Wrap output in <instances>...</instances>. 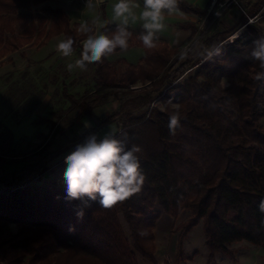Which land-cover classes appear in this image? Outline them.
<instances>
[{
  "label": "trees",
  "instance_id": "16d2710c",
  "mask_svg": "<svg viewBox=\"0 0 264 264\" xmlns=\"http://www.w3.org/2000/svg\"><path fill=\"white\" fill-rule=\"evenodd\" d=\"M51 1L0 0V59L32 39L42 45L61 34L73 38L74 50H82L86 37L77 32L82 22L72 21ZM178 7L201 18L210 16L208 6L187 0H179ZM263 8L264 0H251L245 9L253 16ZM247 14L242 12L228 30L202 36L183 59L181 49L195 37L197 23H179L191 34L180 43L159 40L153 49L144 48L139 34L130 30L129 48L142 47L141 60L111 63L110 55L102 58L94 64L95 88L81 95L63 82V96L70 109L78 110L66 128L110 99L120 105L80 136L25 164L9 180L0 175V256L6 264H140L138 254L157 264V222L162 213L177 217L182 210L188 212L177 226L175 264L184 260L185 241L201 221L209 262L219 251L230 255L235 241L264 246V213L258 207L264 198V80L255 79L264 69L237 57L223 42L245 23ZM103 18L107 23L101 30L114 31L116 23L108 20L104 8ZM248 29L254 40L264 36L254 24ZM214 47L220 51L209 59L207 51ZM139 83L148 85L135 88ZM177 111L181 121L173 135L168 122ZM54 114L67 117L64 110ZM111 122L122 125L114 137L141 148V190L110 208L98 201L89 200L87 206L67 201L65 157L58 159L51 176L47 165ZM35 170L42 174L35 176ZM80 210L83 219L77 217ZM12 223L18 225L16 232L9 227ZM70 226L75 230L70 232Z\"/></svg>",
  "mask_w": 264,
  "mask_h": 264
},
{
  "label": "rangeland",
  "instance_id": "374dc122",
  "mask_svg": "<svg viewBox=\"0 0 264 264\" xmlns=\"http://www.w3.org/2000/svg\"><path fill=\"white\" fill-rule=\"evenodd\" d=\"M78 1L80 9H86V0ZM249 1L251 0H217L212 6V0H208L210 16L199 17L196 22L199 29L195 37L181 49V53L186 51L188 54L206 34L234 27ZM50 3L57 6L55 0ZM112 5L110 4L109 12ZM92 15L95 18V9ZM251 24L261 29L264 34L263 18ZM17 30L20 32L21 26ZM142 31L140 30L139 35ZM163 31L175 38L171 30ZM235 33L234 36H238L236 40L233 43H227L230 52L243 60H250L248 57L254 41L253 34L249 32L248 26ZM159 37V40H166V36L160 33ZM32 40L0 59V175L6 180H9L25 164L35 161L68 140L80 136L120 105L119 101L110 99L106 104L97 107L93 115L85 116L73 126L66 128V124L78 110L70 109V101L63 96V82L68 85L69 91L76 95L83 94L85 90H93L96 86L95 65H88L87 71L79 69L69 71L67 64L74 63L80 58L82 50L75 49L70 57H63L56 50L57 43L63 40L62 35L55 36L42 45L35 39ZM180 42L182 40L177 41V43ZM143 56L142 47L132 46L125 52L118 51L111 54L109 59L111 63L123 58L136 63ZM223 84L227 85L226 79H223ZM147 85L148 83H139L135 88L141 89ZM62 110L66 111L67 117L54 114ZM85 122H88L90 127L86 128ZM121 126L120 123L111 122L95 134L98 139H102L106 134H115ZM54 131L56 133H53ZM76 145L71 146L59 158L49 162L46 169L47 176L52 175L58 159L74 151ZM34 174L38 177L42 172L35 170ZM155 209L161 210V207L156 205ZM187 212L182 210L177 217L162 213L159 218L154 229L157 264H175L179 236L177 226L187 217ZM120 217L126 233L129 234L127 222L122 214ZM9 227L14 232L18 229L15 223L10 224ZM205 239L201 221L190 231L185 241V258L180 264H264V246L244 240L235 241L229 246L230 255L219 251L214 261L209 262ZM138 259L140 264H152L141 254H138ZM0 264H6L1 256Z\"/></svg>",
  "mask_w": 264,
  "mask_h": 264
},
{
  "label": "clouds",
  "instance_id": "9594fccd",
  "mask_svg": "<svg viewBox=\"0 0 264 264\" xmlns=\"http://www.w3.org/2000/svg\"><path fill=\"white\" fill-rule=\"evenodd\" d=\"M103 0H86L85 7L92 10L96 4ZM179 0H143V8L137 14L136 9L140 4L136 0H117L112 5V20L116 22L115 30L106 33L102 25L107 21H101L99 16L90 22L84 21L79 24L77 32L86 38L82 42L80 58L74 63H68L67 69H79L87 71L88 65L102 63L105 58L119 49L125 52L129 48L132 32L130 24L142 22L143 31L139 35L144 48L153 49L159 41L161 33L166 25V16H171L179 11ZM74 40L71 37L59 41L56 50L67 58L73 54ZM220 51L219 47L207 51V57L211 59ZM187 52H182L183 59ZM249 59L259 63L264 69V36L253 41ZM255 79L264 80V71L258 72ZM180 113L174 112L169 117L168 129L170 134H175L180 126ZM85 127H90L85 122ZM141 152L138 145L127 146L124 139H118L111 134H106L98 139L97 134L89 135L85 141L75 146L74 151L65 157L67 165L63 179L66 184L65 199L69 202L80 201L87 206V201H98L99 206L110 208L118 202H123L138 193L144 183L145 176L141 169ZM259 211L264 213V198L261 199ZM84 211L77 212L78 219H83ZM74 226L69 231H74Z\"/></svg>",
  "mask_w": 264,
  "mask_h": 264
},
{
  "label": "crops",
  "instance_id": "0c3cea01",
  "mask_svg": "<svg viewBox=\"0 0 264 264\" xmlns=\"http://www.w3.org/2000/svg\"><path fill=\"white\" fill-rule=\"evenodd\" d=\"M77 1L78 0H55V2L57 3V6L63 7L68 12L72 21L84 22L86 20L87 21L92 20L93 19L92 13L94 12V9L96 12L95 17L96 16L100 17L101 15V21H105L103 18V8H104L105 10H107L108 20L112 23H116V22H113L112 20V9H111V12L109 11H110V4L116 3L117 0H103L102 3L96 4V7L92 10H89L87 8L80 9L79 3H78L80 1L78 2ZM187 1L191 2L194 5L200 6V7H206L208 0H187ZM136 2L140 4V8L136 9L137 14H139V12L143 8V0H136ZM198 19H199V16L197 14L193 12H186L183 9L179 8V11L177 13L171 16H166V19L164 21L166 25L164 30H171V32L175 34V38L172 35L168 36L166 32L164 31H162L160 34L163 36H166V40L170 44L177 43V41L184 40L186 37H188L191 34L190 28L188 27L182 28L178 24L179 23H192V22L196 23ZM129 30H132L139 34L140 30H143L142 22L137 21L135 24H130ZM63 39H64V36H63Z\"/></svg>",
  "mask_w": 264,
  "mask_h": 264
},
{
  "label": "built area",
  "instance_id": "2783aa9c",
  "mask_svg": "<svg viewBox=\"0 0 264 264\" xmlns=\"http://www.w3.org/2000/svg\"><path fill=\"white\" fill-rule=\"evenodd\" d=\"M217 2V0H212V6L213 5H215V3ZM243 12H245L246 14H247V12H246V9H244L243 10ZM261 18H263L264 19V8H263V10L259 13V14H256V15H253V16H250L249 14H247V20L245 21V23L244 24H242L241 25V27L238 29V30H243L245 27H247L248 26V24H251V23H254V22H257V21H259ZM237 30V31H238ZM243 32V31H242ZM236 33L234 32L233 34H230L229 36H227L225 39H224V43H233L235 40H236V38L238 37V36H234ZM241 35V33L239 34V36Z\"/></svg>",
  "mask_w": 264,
  "mask_h": 264
},
{
  "label": "water",
  "instance_id": "95a60500",
  "mask_svg": "<svg viewBox=\"0 0 264 264\" xmlns=\"http://www.w3.org/2000/svg\"><path fill=\"white\" fill-rule=\"evenodd\" d=\"M236 31H237V30H236ZM236 31H235V32H236Z\"/></svg>",
  "mask_w": 264,
  "mask_h": 264
}]
</instances>
